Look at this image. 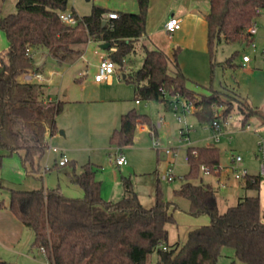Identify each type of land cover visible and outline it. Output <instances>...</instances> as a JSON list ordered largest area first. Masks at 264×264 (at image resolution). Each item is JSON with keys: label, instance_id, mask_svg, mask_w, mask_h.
<instances>
[{"label": "trees", "instance_id": "1", "mask_svg": "<svg viewBox=\"0 0 264 264\" xmlns=\"http://www.w3.org/2000/svg\"><path fill=\"white\" fill-rule=\"evenodd\" d=\"M137 1V12L121 11L113 19L105 17L108 11L101 6L83 16L74 11L78 16L74 25L59 17L68 0H17L15 12L0 15V28L9 41L7 53L0 57V149L5 150L0 153V169L5 156L23 151L22 161L28 172L37 173L50 146L47 134L57 131L56 120L64 109V101L46 100L45 84L20 81L21 75L43 68L35 67L37 60L32 54L41 50L58 63L72 64L82 57L90 42H106L110 44L109 57L122 66L146 33L150 0ZM209 1L206 20L211 58L221 41L254 40L250 26L262 13L264 0ZM125 80L134 84L137 100L163 101L167 106L176 95L193 100L194 115L200 122L211 124L215 118L223 121L232 107L215 116V107L225 103L221 99L224 92L211 89L204 94L190 88V78L180 67L177 50L170 59L158 48L145 47L142 66L128 73ZM233 98L244 122L261 113L248 101ZM140 122H147L157 133L149 115L133 108L121 115L120 125L111 134L112 143L119 148L131 145ZM187 162L189 169L174 192L189 199V213L207 214L210 222L190 230L181 246L169 244L167 224L176 222L175 201L166 200L157 189L155 204L143 205L129 177L123 178L122 198L106 200L101 195L97 168L91 162L83 164L80 172L75 171L74 162L69 163V172L83 189V196H67L59 186L10 188L9 208L32 230V246L43 248L51 264H148L153 254L156 264H217L225 246L232 247L243 264H264L260 196L245 194L222 212L217 190L211 182L204 181L202 171V166H207L213 174L220 173L214 171L220 166V148L212 144L189 145ZM243 179L245 189H260V176L249 174ZM0 264L13 263L0 259Z\"/></svg>", "mask_w": 264, "mask_h": 264}, {"label": "rangeland", "instance_id": "2", "mask_svg": "<svg viewBox=\"0 0 264 264\" xmlns=\"http://www.w3.org/2000/svg\"><path fill=\"white\" fill-rule=\"evenodd\" d=\"M181 1L150 0L146 17V33L144 34L147 43L144 45L137 41L135 49L126 56L124 66L128 67V71L139 68L145 58V46L164 51L170 59H172L174 51L177 50L180 67L184 68L183 70H186L185 72L191 77L188 83L190 88L204 94L209 93L211 89L227 93L221 95V99L225 103L215 107V116L223 115V109L232 106L228 113L229 116L231 115V125L223 127L218 140L214 136L210 123L200 122L193 114L187 115L185 118L188 123L193 124L190 140H181L180 128L184 123L175 118L171 107L163 101L157 100L140 99V103H137L134 84L122 78L116 82H119L128 94L130 93L126 103L138 112L149 115L151 122L156 126L157 136H154L150 131H142L140 124H137L133 143L123 147L127 165L115 168L111 160L115 159L116 146L111 141V133H103L100 130V127L103 126L101 116L100 120L96 119V124L89 121L92 102L86 100L93 91L89 81L94 78L95 65L99 61V54L95 51L101 52L102 50L96 43H90L84 56L76 62L72 64L58 63L52 56H48L42 68L46 76L50 77V82L45 87L47 95H52L55 99L60 97L64 100L77 97L84 99L70 105L64 103V109L58 119L57 134L53 139H49L50 147L66 149L70 154L72 150L70 151L68 148H71L81 153V161L91 160L102 164L103 169L100 170L99 176L103 180L106 195L113 199L112 201L120 200L123 195L122 193L114 194L116 189L113 190V170L116 171L117 179L120 181H123V174H131L138 197L141 203L147 207L154 203L157 189H160L166 200L175 201L178 204V208L174 210L176 222L168 224L169 239L172 244L186 241L188 230L198 226L196 222L198 217L191 215L188 211L189 199L174 192V189L181 185L183 176L189 169L187 162L189 145L213 144L218 146L222 167L233 165L231 160L233 156H241V168H247L251 175L260 176L259 190L242 187L244 179L235 178L231 171L221 177V180L227 181L226 188L219 186L218 180L220 179L212 174H203L204 181L211 182L216 188L218 205L222 212L228 206L236 204L239 197L245 194H258L264 219V176L260 169L263 153L259 148V141L264 138V9L256 18L258 30L251 43L221 41L216 46L214 57L211 58L207 46V24L204 26L203 23L202 32L198 28L193 33V27V29L187 30V34L183 33L177 38L174 36L179 29L169 33L164 28L163 23L167 15L176 11L177 8H184L185 5ZM95 6L104 7L107 11L137 12L139 9L137 0H68L66 10L75 11L78 15L83 16L90 14ZM209 7V4H202L201 9L209 11ZM199 10L200 8L198 12L203 15V12ZM15 11L16 2L14 0H0V15H7ZM182 26H185V22ZM0 45V47L7 45L5 38L2 39ZM4 48H1L0 51H4ZM41 52V50L37 52L36 59L41 57ZM245 54L251 57L249 64L243 63ZM170 67H173L171 62ZM84 70H87L85 74H83ZM80 78L85 79L86 82L83 83ZM63 92L67 94L64 95ZM233 96L248 101L261 113L251 115L244 122V115ZM161 119L163 124L159 126L158 122ZM63 125L70 128L68 136L60 134V130L64 129ZM50 150L40 160L42 170L46 163L52 166L55 159L59 157V152ZM162 151H169L166 159L161 158ZM4 152L5 150L0 149V153ZM22 155L23 151H20L7 155L3 159L0 169V209L4 208L12 213L9 208L10 188L35 189L41 188L44 184L50 186L52 184L47 181L51 178L55 183L57 181L61 183L65 189V195L75 197L76 194L70 190L80 187L70 181L63 169L48 170L44 178L41 179L37 174L28 173L23 165ZM169 168L173 170V180L163 177ZM23 227V235L18 244L8 246L0 241V259L16 264H50L46 255L39 248L31 245L32 230ZM18 250L22 252L19 253ZM154 258L156 255H151L148 264L152 262H154L152 264H156ZM217 264L243 263L237 259L232 247L225 246Z\"/></svg>", "mask_w": 264, "mask_h": 264}, {"label": "crops", "instance_id": "3", "mask_svg": "<svg viewBox=\"0 0 264 264\" xmlns=\"http://www.w3.org/2000/svg\"><path fill=\"white\" fill-rule=\"evenodd\" d=\"M14 1L16 2L17 0H14ZM181 2L183 3V5H185L184 8L183 9H181V8L178 9L177 8L176 11H173V12L169 13L167 15V17H166V20H164V23H163L164 24L163 25L164 28H165V22L167 21V19L170 16H176V17L181 18L182 22H181L180 26L177 28L179 30H178V33L174 36L175 38H177L178 36H181L183 33L187 34V30L193 29V27H194L193 33H195L198 28H199L200 32H202L203 23H204V26H206V24H207L206 15H207L208 11L201 9V6H202V4L203 5L204 4H209V6H210V1L209 0H182ZM199 8H200L199 11H202L203 15L198 12ZM111 11L121 12V11H115V10H110L108 12H111ZM184 22H185V26H182V24ZM3 38L6 39L7 45H4L3 47H0V49L5 47L4 51H0V57L1 56H5L6 51L8 50V48H6V46L9 47V41H8L4 31L1 30V28H0V42H2ZM138 41L144 43V45H145V43H147V38L143 35ZM90 43H96V45L100 48V43H97V42H90ZM145 47L149 48L147 46H145ZM114 49L115 48L112 47V50H114ZM149 49H153V48H149ZM101 50H102L101 52H99L98 50L95 51L97 54H99V59H100V54L101 53L108 54L107 50L106 51L103 50V49H101ZM84 54L82 56H84ZM36 55H37V52H35L33 54L35 59H36ZM43 56H44V53L41 52V57L39 59H36V60L37 61L40 60ZM46 60H47V58H46ZM46 60H45V62H46ZM97 64L95 65L96 72H97V69H98L97 68ZM0 66H1V61H0ZM181 69H182V67H181ZM133 70H136V69H129V71H128V67L124 66V64H123L122 66H118L117 67V70H116L115 74L112 77H110L108 80L97 82V81L94 80V78H91V80L89 81V82H91L90 85H92V88H93V91L89 94L90 96L88 95L89 97H87L88 99H86L87 101L89 100L90 102H92V106L90 108V114H89L90 115L89 121L91 123H93V124H96V122H97L96 119L100 120V116H101V120H102V125L103 126L100 127L101 128L100 130L103 131V133H111L112 134V132L119 126L121 115L123 113H126L127 111L133 109V107L129 106V104L126 103L127 100L130 97V93L128 94L126 92V90H124L121 87V84L119 82L118 83L116 82L117 80H121L122 78L125 79L127 77L128 73L132 72ZM85 71H87V70H84L83 74H85ZM185 71L183 70V72L191 79L190 75L188 73H186ZM41 72H43V70H41ZM26 74L27 73H25V74H23V75H21L19 77L20 81H22V82L29 81L28 78L26 77ZM43 74L46 77V81L41 82V83L45 84V86L46 85L48 86V84L50 82V77L46 76V74L44 72H43ZM80 79H82L83 83L86 82L85 79H83V78H80ZM31 81L35 82L36 80H31ZM134 93H135V88H134ZM63 94L66 95L67 93L63 92ZM46 100L47 101H59L60 100V101L66 102L67 104L70 105L71 103H74V102H77V103L81 102L84 99H81V98L79 99L77 97L75 99H70L69 98L67 100H64V99H61L60 97L55 99L54 96L47 95V99ZM173 100H174V97L171 98V102ZM136 102L140 103V100L136 99ZM171 102H170V107L172 109ZM143 114H145V113H143ZM59 117H60V115H58L57 120H56V125H57L58 129H59V126H58ZM159 122H158L159 126L163 124V122H162V124H159ZM138 124H140V129L142 131H150V132L153 133L154 136H157V133L154 134V129L147 122H140ZM63 126H64V129L60 130V134L64 135V136H68L70 134V132H69L70 128L66 127V125H63ZM56 134H57L56 132H54V133L49 132L47 134L48 142H49V139H53L56 136ZM49 148H50V146H49ZM68 149L70 151L72 150L71 154L68 153L66 149H60L61 152L65 153L69 157V162L67 164L60 165L58 163V161H59V159L61 157V153L59 152L60 153L59 157L55 159V161H54L52 166L50 164L46 163L45 168L42 170L41 169V163H40V167H39L40 169L35 174L39 175L41 177V179H43L48 170L63 169L64 170V174L70 179V181L72 183H76L73 180V177H72V175L69 172L70 171L69 163L70 162H74L75 171L76 172H80L81 171V166L83 164H85L87 162H91L97 168V178L101 180V195H102V197L104 199H106V200H113V199L109 198L106 195L105 189L103 188V180L99 176V172H100V170L103 169V165L100 164V163L93 162L91 160H88L86 162L85 161H81L82 160L81 159L82 156H80L81 153H78V152H76V150L71 149V148H68ZM48 150H50V149H48ZM50 151H53V150H50ZM119 152H122L124 154L123 148L116 147V152L114 154V158L116 157V155ZM168 154H169L168 151H162L161 152V158L166 159L168 157ZM111 162H112V165L115 168H122V167H125L127 165V164L117 165L115 163L114 159H112ZM240 166H242V165H240ZM228 167L229 166L226 167L227 168L226 170H223V171H225L227 173L221 171L219 174H213L212 173V175H215L218 179L221 180L222 179L221 177H222L223 174H228V172L231 171ZM172 172H173V170H172ZM164 175H163V177H164ZM253 175H255V174H253ZM117 176L118 175H117L116 171L113 170L112 171V177H113L112 178V183L114 184L113 190L116 189V193H114V194L117 195L118 193H122L124 195L123 181L122 180L121 181L118 180ZM124 177H129L131 179V181L133 183V187H134V182L132 180L131 174H123L122 175V179ZM173 179H174V176H173ZM220 180H218V183H219ZM49 181H50V184H52L50 186H53V187H58L59 186L61 188V190L63 191V193L65 194V192H64L65 189L61 185V183H59V181H57V183H55L54 181H52V178L49 179L47 182H49ZM222 181H224V180H222ZM225 183H226V186H225V188H226L228 186L227 181ZM76 185L79 186L77 183H76ZM50 186L44 184L41 188H49ZM134 190L136 191L135 187H134ZM70 192L76 194L75 197H81V196L84 195L83 189L81 187L80 188H73L72 190H70ZM136 193H137V191H136ZM111 196H113V195H111ZM155 200H154V203L152 205L155 204ZM152 205H150V206H152ZM174 215H175V213H174ZM194 216L198 217V218H196V222H197L198 226H195V227H199L202 224L203 225L207 224L208 221L210 220V217H209V215L207 216V214L194 215ZM23 226L24 225L21 223V221H19L17 218H15V216L9 210L4 209V208L0 209V241H2L3 243H6L8 246H13V244H18L20 242V240H21L22 235H23V229H24ZM167 228H168V224H167ZM190 230H192V229L190 228L188 230L187 234L189 233ZM168 231H169V228H168ZM32 241H33V239H32ZM171 242L172 241L169 239V244L170 245H172ZM184 242H185V240L183 242L180 241V242H177V243L179 244V246H181ZM31 245H32V243H31ZM9 249H10V247H9ZM40 250L44 253V251L42 249H40ZM18 251H19V253L22 252L21 250H18ZM153 260L156 261V258H154ZM153 260H151V261H153ZM48 263H50V262L48 261ZM152 263H154V262H152ZM13 264H16V263H13Z\"/></svg>", "mask_w": 264, "mask_h": 264}, {"label": "built area", "instance_id": "4", "mask_svg": "<svg viewBox=\"0 0 264 264\" xmlns=\"http://www.w3.org/2000/svg\"><path fill=\"white\" fill-rule=\"evenodd\" d=\"M118 16H119V13L114 12V11L107 12L105 14V17L107 19L117 18ZM59 17L64 23H66L68 25H74L78 21V16L74 13V11L62 10L59 12ZM181 22H182L181 18L176 17V16H170L167 19V21L165 22L166 31L169 33L174 32L180 26ZM257 30H258V25H257L256 21H254L252 23V25L250 26V32L253 35H255ZM263 45H264V42H263ZM250 61H251V57L249 55L245 54L243 56V63L248 64V63H250ZM117 67H118L117 63L113 59H111L108 54L101 53L99 62L97 64L98 69L94 75V80L97 82L108 80L110 77H112L115 74ZM26 77L28 78L29 81H31V80H36L37 82L46 81V77L44 76L43 72H41V71L27 72ZM171 106H172V110H173V114H174L175 118L179 122L184 123L183 126L180 128L181 140H190V132L193 129V124L188 123L185 118L187 115L195 113V111H196L195 102L193 100L183 98L180 95H176V96H174V100L171 102ZM230 119H231V115L230 116L228 115L225 119H223V121H221L219 118H215L213 120V122L210 124L211 128L214 131V136L217 140L220 138L221 130L223 129V127L231 125ZM162 122H163V120L161 119L159 124H162ZM259 148H260L261 152L263 153V158L261 160L260 169H261V174L264 176V138H262L259 141ZM49 149H51L55 152L61 153V157L58 161V163L60 165H65L69 162V157L65 153L61 152V150L58 147H50ZM194 153L196 154V151H194ZM231 160L233 162V165L229 166L228 168L234 174L235 178L243 179L249 175L247 168H241V166H240L241 161H242L241 156H239V155L233 156ZM114 161L117 165L127 164V159L122 152H119L116 155ZM226 169H227L226 167H222L220 165L219 167L214 168V171L215 172H221V171L226 170ZM202 171L204 174H212V169L210 167H207V166H202ZM164 178H166L168 180L173 179V172H172L171 168L168 169L167 173L164 175ZM219 186L225 187L226 183L224 181L220 180ZM163 248L166 249L167 246L164 245ZM42 250H44V249L42 248Z\"/></svg>", "mask_w": 264, "mask_h": 264}, {"label": "water", "instance_id": "5", "mask_svg": "<svg viewBox=\"0 0 264 264\" xmlns=\"http://www.w3.org/2000/svg\"><path fill=\"white\" fill-rule=\"evenodd\" d=\"M109 47H110L109 43H106V42L100 43V48L103 50L108 49ZM47 56H48L47 54H44V56L35 63V67L40 68L41 66H43Z\"/></svg>", "mask_w": 264, "mask_h": 264}]
</instances>
